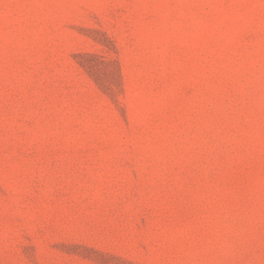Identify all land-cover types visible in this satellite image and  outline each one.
Masks as SVG:
<instances>
[{"label": "rangeland", "instance_id": "obj_1", "mask_svg": "<svg viewBox=\"0 0 264 264\" xmlns=\"http://www.w3.org/2000/svg\"><path fill=\"white\" fill-rule=\"evenodd\" d=\"M0 264H264V0H0Z\"/></svg>", "mask_w": 264, "mask_h": 264}]
</instances>
